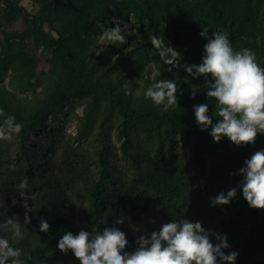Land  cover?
Here are the masks:
<instances>
[{
	"label": "trees",
	"instance_id": "1",
	"mask_svg": "<svg viewBox=\"0 0 264 264\" xmlns=\"http://www.w3.org/2000/svg\"><path fill=\"white\" fill-rule=\"evenodd\" d=\"M15 6L7 4L6 9ZM107 6L124 19L131 12L152 23L169 19L175 30L240 24L237 37L230 38L234 48H251L257 53V60L264 63V20L259 15L264 11L262 0H45L42 9L48 18L54 11L71 19L68 35L57 30L56 37L42 31L38 34V40L57 57V84L42 99L37 95L16 100L10 93L0 91V107L5 109L0 122L14 114L23 123L21 136L36 134L45 119L60 112L71 99L91 98L88 125L95 132L98 177H93L89 164L74 151L59 147L58 137L35 145L26 163L15 168L10 167L13 163L9 144L2 141L0 234L22 248L25 264H79L70 251L63 253L56 247L66 231L119 227L129 241L124 251H132L137 246L136 237L142 235V225L150 234L178 217L201 220L207 229L215 220L225 219L222 233L227 234L231 245L226 251L239 252L235 264H264V209L251 208L239 191L226 205L211 202L220 191L226 193L241 180L238 170L252 153L264 149V134H258L254 144L237 146L227 137L215 142L210 128L200 129L194 116L193 105L213 99L206 96L203 76L193 77L183 67L165 64L151 41L123 31L130 50L120 59L119 72L92 60L91 48L96 47V40L82 37V32L94 28L95 20L108 15ZM33 22L43 21L35 17ZM165 42L180 52L181 64H192L200 62L207 38L198 36L187 45L172 39ZM0 62L6 70L8 63ZM146 69L155 71L152 79L140 78ZM161 78L175 79L180 85L178 105L163 108L145 95L147 87ZM209 111L214 119L218 118L214 100ZM114 121L118 136L124 139L123 158L131 178L110 160L113 151L109 127ZM138 126L148 129L147 140L136 137ZM175 129L192 143L191 161L183 151L175 152L173 135H163V131ZM205 150L212 155L207 161L201 157ZM192 160L196 170L191 166ZM23 177L31 181L25 190L19 188ZM83 188L92 206L105 210L100 216L85 207L79 214ZM21 191L30 195L21 196ZM26 214L31 219L24 224ZM9 217L21 222L22 239L15 238L9 230ZM120 217L123 223L117 224ZM42 218L50 224L47 231L39 228Z\"/></svg>",
	"mask_w": 264,
	"mask_h": 264
},
{
	"label": "clouds",
	"instance_id": "2",
	"mask_svg": "<svg viewBox=\"0 0 264 264\" xmlns=\"http://www.w3.org/2000/svg\"><path fill=\"white\" fill-rule=\"evenodd\" d=\"M116 22L105 27L103 38L113 41L125 39L123 28ZM200 36L207 38L199 63H180L181 54L162 34H152L151 45L158 51L165 64L183 67L193 77L203 76L208 102L193 105L194 116L200 129H209L215 142L227 137L237 146L254 144L258 134H264V63L257 60V53L248 47L236 49L225 31H213L202 26ZM180 85L175 79L161 78L147 87L145 95L153 104L168 108L178 105ZM214 100L218 108L217 117L209 111ZM5 109L0 107V114ZM23 129L14 114L0 122V139L11 140ZM15 168V164L10 165ZM241 180L226 193L220 191L211 198L214 205H226L238 191L254 209H264V149L256 150L245 159L239 168ZM28 178L19 182L20 189H27ZM27 196V191H21ZM25 206L27 204L25 202ZM27 214L24 224L30 222ZM117 224L123 223L120 217ZM12 235L23 238L22 224L9 217ZM50 224L42 218L39 228L47 231ZM129 244L127 234L119 227H104L102 231L81 229L74 233L66 231L56 247L63 253L69 251L78 258L79 264H235L239 252L230 249L226 233L216 232L203 226L201 220L183 216L163 223L158 230L136 237L134 250L124 251ZM0 264H25L22 248L14 246L7 235L0 234ZM46 264V262H45Z\"/></svg>",
	"mask_w": 264,
	"mask_h": 264
},
{
	"label": "rangeland",
	"instance_id": "3",
	"mask_svg": "<svg viewBox=\"0 0 264 264\" xmlns=\"http://www.w3.org/2000/svg\"><path fill=\"white\" fill-rule=\"evenodd\" d=\"M44 1L0 0V61L8 63L7 69L4 70L0 62V91L10 93L16 100L25 97L30 99L32 96L37 95L42 99L55 88L59 78L60 66L57 57L38 40V34L39 31H42L56 37L57 30L68 35L71 33V19L54 11H51L48 18V15L42 9ZM7 4L16 6L11 10H7ZM262 4L264 5V0H262ZM107 9L108 15L103 20H95L92 24L94 28L82 32V37L96 40V47L91 48L93 51L91 59L104 64V66L109 65L114 72L120 71L118 63H120V59L125 55V52L130 50V47L126 39L113 41L103 38L102 34L105 27H113L116 22H119L121 27L123 25L126 26L122 31L130 32L137 38H144L150 41L152 34H162L165 39H172L178 44L182 42L183 45L189 44L193 38L200 36L199 33L202 29V26H196L191 30H175L169 19L152 23L146 17L133 12L129 13L127 18L124 19L113 7L107 6ZM259 15L264 20L263 10H261ZM35 17L40 18L43 22L34 24L33 18ZM208 27L210 36L213 31L219 30L228 32L230 38H234L237 37L240 24H226L219 28ZM179 34L180 36H177ZM185 37L189 40H185ZM154 75V70L149 71L146 69L140 78L149 77L152 79ZM90 106L91 98H73L63 106L60 112L49 115L36 134L27 136H21L20 133L14 134L11 140L0 139V143L6 140L9 144L10 158L16 166L25 164L34 146L42 140L52 136L58 137L57 145L59 147L66 146L69 150L74 151L78 157L89 164L93 177H98L96 155L98 148L94 140L95 132L92 129L90 130L88 125ZM109 129L113 151V156L110 160L117 166V169H120L131 178L132 173L127 170L128 164L123 158L122 147L124 139L118 136V124L114 121L110 124ZM169 134L173 135L172 144L175 152L183 151L188 159L191 156L193 157L192 143L184 139L183 134L179 130L163 131L164 136ZM135 135L140 139L147 140L149 131L146 127L138 126ZM168 149L169 144L166 143L165 151H168ZM201 157L207 161L212 155L205 150L201 152ZM191 166L192 168L196 167L194 160H192ZM28 195L30 194L28 193ZM78 203L79 214L82 207L89 209L96 216H100L105 211L92 206L85 188H83V197ZM129 225L133 227L131 223ZM224 225L225 219L215 220L209 229L222 233ZM141 229L142 234L148 233L145 226L142 225Z\"/></svg>",
	"mask_w": 264,
	"mask_h": 264
}]
</instances>
